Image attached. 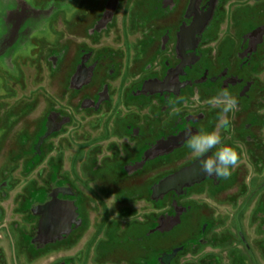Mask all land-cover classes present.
I'll return each instance as SVG.
<instances>
[{
	"label": "rangeland",
	"instance_id": "rangeland-1",
	"mask_svg": "<svg viewBox=\"0 0 264 264\" xmlns=\"http://www.w3.org/2000/svg\"><path fill=\"white\" fill-rule=\"evenodd\" d=\"M0 264H264V0H0Z\"/></svg>",
	"mask_w": 264,
	"mask_h": 264
},
{
	"label": "clouds",
	"instance_id": "clouds-1",
	"mask_svg": "<svg viewBox=\"0 0 264 264\" xmlns=\"http://www.w3.org/2000/svg\"><path fill=\"white\" fill-rule=\"evenodd\" d=\"M212 103L220 108L216 129L192 132L191 128H188L185 130L184 143L192 155L200 160V169L204 174L227 179L238 166L240 157L233 147L223 144L220 130L230 125L229 113L237 110L238 100L224 88L210 101V104Z\"/></svg>",
	"mask_w": 264,
	"mask_h": 264
},
{
	"label": "flooded vegetation",
	"instance_id": "flooded-vegetation-1",
	"mask_svg": "<svg viewBox=\"0 0 264 264\" xmlns=\"http://www.w3.org/2000/svg\"><path fill=\"white\" fill-rule=\"evenodd\" d=\"M62 198H67V197H66V196H63ZM70 199L73 200V201L75 202V204L77 205V198L75 197V194H73V195L71 196ZM44 201H45V200H44ZM46 201H47V198H46ZM76 219H77V220H75V221L72 223V225H71L70 234L73 233V232H75V231H77V230L79 229L80 225L82 224V221H83V220L81 221V219H80L79 217H76ZM64 237H65V236H64ZM64 237H62V238H64ZM62 238L59 239V240H57V241H61Z\"/></svg>",
	"mask_w": 264,
	"mask_h": 264
},
{
	"label": "water",
	"instance_id": "water-1",
	"mask_svg": "<svg viewBox=\"0 0 264 264\" xmlns=\"http://www.w3.org/2000/svg\"><path fill=\"white\" fill-rule=\"evenodd\" d=\"M53 218H54V216H52L51 214H49V219H46L47 221L45 222V224H44V221H43L42 226H41V229H40L42 233H44L43 232L44 230L46 232H48L50 229L52 230L54 228L53 227V223H54ZM70 229H71V227H69L68 230H66V231H70Z\"/></svg>",
	"mask_w": 264,
	"mask_h": 264
}]
</instances>
